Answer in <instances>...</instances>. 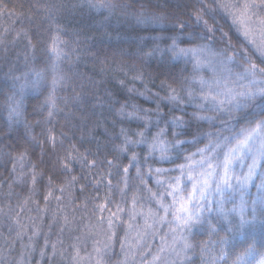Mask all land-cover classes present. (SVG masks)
Wrapping results in <instances>:
<instances>
[{
	"label": "snow or ice",
	"instance_id": "obj_1",
	"mask_svg": "<svg viewBox=\"0 0 264 264\" xmlns=\"http://www.w3.org/2000/svg\"><path fill=\"white\" fill-rule=\"evenodd\" d=\"M88 2L89 7L97 11L112 12L119 7L112 0H88ZM218 6L230 16L239 48L233 44L227 32L221 28L214 29L203 19L199 10H194L189 20L194 16L195 24H203L206 29L203 34L192 30V25L188 21L174 16L176 21L174 28L177 33L169 37L171 44L168 48L161 50L157 47L145 53L151 57L155 53L164 55L167 52L171 61L191 64L192 70L187 76L181 75L179 79L172 77L178 87L162 81L161 87L166 90V96L160 97L158 92L153 94L158 101L166 100L172 106L167 115L162 111L160 103L156 104L153 112L152 109L137 108L135 104H123L119 99L113 100L109 93L107 103L115 109L116 115L122 120L138 122L135 131L123 127L119 131V136L122 137L119 152L128 154L131 161L122 169L123 187L119 188L121 204L111 202L114 210L109 208L108 202L96 204L95 210L98 213L95 217L96 222L92 223L89 220L84 225L87 231L72 237V242L67 248L63 247L64 240L58 237L57 242L50 245L53 257L57 254L64 257L67 253L68 264H109L110 260H115L116 264H186L191 261L192 255L199 247L202 264H264V252L256 248V225L253 223L257 205L260 207L261 215L264 216V0H224ZM60 7L51 3L45 5L44 10L51 16L58 12ZM176 7H187V5L177 4ZM5 15L13 17L18 13L15 6L9 8L5 0H0V16ZM161 19L162 17L154 14L137 15V22L140 24H152ZM4 32L7 33V29H4ZM184 32L188 33L185 42L194 46L180 47L178 41H181ZM216 32L220 33L219 37L216 36ZM19 35L20 33H17L16 38H19ZM24 36L27 38V33H24ZM196 41L206 42L196 43ZM4 43V39L0 37V45ZM28 43L30 47H34L31 40ZM58 43V38H54L50 46L54 57L51 65V91L44 101L49 109V118L53 115L52 110L57 108L56 90L66 83L58 65V61L63 56ZM216 44L223 46L217 48ZM249 52L252 55H249ZM253 55L256 56V60L252 58ZM165 71H168L171 77L170 69H165L163 66L159 69L160 75H164ZM205 73L210 75L206 76ZM11 77L15 82L23 81L18 86L14 84L12 94L7 97L8 119L10 122H19L24 120V93L29 88H38L45 79V74L44 70L33 68L31 71H25L21 76L11 74ZM132 80L141 81L145 91H150L144 83L143 72L138 71ZM118 83L124 85L123 80ZM126 90L138 91L134 87ZM138 95L145 96V93L138 92ZM185 106L195 109L189 120H185V116L188 115ZM129 107L132 108L131 111L126 110ZM175 112L181 114L175 115ZM193 122H205L217 130L206 133L198 131L192 140L181 139V136L191 134L189 129L192 128ZM24 125L26 133H30L31 125L26 121ZM152 128L156 129L154 133L150 131ZM168 136L172 139L169 140ZM31 139L40 143L35 136H31ZM47 140L54 150L57 140L51 129L48 130ZM205 140L207 143H204ZM200 143H203V147L197 146L194 152L185 153V149L181 147ZM60 144L62 145L63 141H60ZM139 147L146 150L142 158L135 151ZM173 150H175V158L171 155ZM73 152H77L74 146L71 151L65 152L62 159L57 157L55 166L60 169L58 176L66 179L61 180L59 185H54L53 177L48 176L49 191L44 196L45 200L52 197L53 188L61 194L56 197L57 200L63 199L66 191L71 196L77 176L69 167L70 163L76 160L81 162L82 167L88 165L87 157L80 154L73 156ZM26 157V151L14 157L21 168V172L17 174V179L21 181L25 175L22 170ZM141 159L145 163L149 159L171 162L175 164V168L148 166L147 171L142 172ZM180 160L183 162H178ZM106 163L112 165L113 161ZM91 165L95 166L96 161H91ZM28 166L32 170L29 176L32 185L30 191L34 193L37 176L44 174L37 171L35 164ZM129 168L135 169L136 177L147 194L142 196L137 189L131 195L130 201L126 197L129 187L127 175ZM12 171L14 173L17 171L15 163ZM153 175L157 185L156 191L148 187L145 178ZM108 184L111 185L110 180ZM7 187L11 190L12 185L9 184ZM252 187L256 189V196L251 201L253 220H249L244 215L246 204L244 195L248 194ZM237 193L241 194L238 220L230 218L236 214L237 209L228 210L225 207L226 203L234 202L233 197ZM11 194L10 191L9 195ZM27 202L25 200L24 204ZM126 203H130V207L127 208L126 216L122 217L121 213L126 211L122 205ZM17 207L19 212L24 211L22 206L17 205ZM8 208L9 212L14 211L10 204ZM106 209L107 219L104 216ZM3 211V208H0V213ZM19 212L11 217L15 229L8 228L9 235L15 231L14 239L20 243L19 259L10 258L14 246L11 241H6L7 254L0 250V264H29L28 257L32 251H35L32 241L39 235V230L33 228L32 234L28 235L27 226L20 222ZM213 214L219 218V227L212 223ZM61 218L64 226L60 228V232L63 233L65 227L75 223V216L70 218L68 214H64ZM55 219L54 216L53 220ZM124 222L127 223V230L119 243V257L110 256L115 249V227L118 223ZM165 226L167 231H161ZM259 229L260 245L264 248V219L259 221ZM194 232H204L210 239L200 245H194L190 239ZM212 236L216 239H211ZM25 237L28 243H24ZM157 237L159 243L153 251L148 241L155 242ZM89 239L91 251L87 246ZM57 244L61 245L59 249ZM48 248L49 243L45 238L44 249ZM44 249L40 250L41 258L45 255ZM106 257L109 260H106Z\"/></svg>",
	"mask_w": 264,
	"mask_h": 264
},
{
	"label": "trees",
	"instance_id": "obj_2",
	"mask_svg": "<svg viewBox=\"0 0 264 264\" xmlns=\"http://www.w3.org/2000/svg\"><path fill=\"white\" fill-rule=\"evenodd\" d=\"M119 7L112 12L97 11L89 7L88 0H5L9 8L15 6L18 15L13 17L0 16V37L5 41L0 45V250L7 254L6 241H11L14 250L10 258L19 259L21 252L20 243L14 239L15 231L11 235L8 228L15 229L13 217L19 212L17 205L24 208L19 212L20 222L26 225L28 235L32 234V227L39 230V235L33 238L32 243L39 248L45 232H48L49 225L52 224L54 233L64 226L62 216L68 214L71 218L75 216L77 227H84L91 220L96 222L95 205L108 202L109 208L114 210L115 204H121L119 188L123 187L121 180L124 176L122 169L129 165L130 157L126 153H120L119 147L122 137L119 136L120 128L135 131L138 122L122 120L116 115L115 109L107 103L109 93L113 100L119 99L123 104H135L137 108L152 109L155 111L157 103L161 104V109L165 115L172 107L166 100L158 101L153 95L159 93L160 97L166 96V90L161 87V82L178 84L172 77L179 79L181 75L187 76L191 73V64L183 61H171L167 52L164 55L155 53L149 57L145 53L154 48L166 50L171 44L169 37L176 35L174 28L176 23L174 16H179L181 20L188 21L192 25V30L203 34L206 29L203 24H195V17L190 14L194 10H199L203 19L208 25L221 28L232 38L233 44L237 48L235 29L229 17L219 8V0H112ZM55 3L60 5V10L51 16L45 12V5ZM187 5V7L177 8L176 5ZM159 5V6H158ZM19 13H23L22 15ZM158 15L162 17L159 22L152 24H140L137 22V15ZM7 29V33L4 32ZM20 33L19 38H16ZM24 33H27L25 38ZM220 33L216 32L219 37ZM188 33L184 32L180 47H192L194 44L185 42ZM54 38H58V47L62 50L63 56L58 61L59 68L65 76L66 83L56 90L57 108L52 110V117H48V107L44 104L45 99L51 91L52 72L51 65L54 57L50 51V46ZM31 40L34 47H30L28 41ZM206 41H196L205 43ZM215 43V41H208ZM216 44L217 48L222 47ZM249 55H252L249 52ZM252 58L256 60V56ZM257 63L259 61L257 60ZM175 65V67H172ZM170 69L160 75L161 67ZM33 68L44 70L45 79L36 89L29 88L24 93V120L12 121L8 119L7 97L12 94L13 85L18 86L23 81H13L11 74L21 76L25 71ZM144 73V83L150 90L145 91L141 81H133L132 77L137 72ZM35 79V77H31ZM123 80L124 85L118 83ZM126 86V87H125ZM135 88L137 92H128L127 88ZM144 92L145 96L138 95ZM151 96V99L145 97ZM188 115L185 120H189L193 107L185 106ZM131 111L132 108L126 109ZM175 112V115H180ZM212 115V113H205ZM170 118V117H169ZM155 119V117H153ZM24 121L31 125L30 133H26ZM218 127V125H217ZM56 136L57 144L53 150L51 143L47 140L48 130ZM217 129L205 122H193L189 129L190 135L181 136V139L192 140L196 133L215 132ZM151 132L156 129L152 128ZM35 136L36 143L31 139ZM169 140L171 136L167 137ZM63 141V144H60ZM204 143H207L205 140ZM75 147L78 154L87 157L88 165L81 166V162L73 160L69 167L73 174L77 176V181L71 190V196L66 191L63 199L57 200L61 194L52 189L53 195L48 200L44 196L49 191L48 176L53 177V184L59 185L61 180L66 177H59L60 169L55 166L57 157L63 158L66 151H71ZM199 145L188 144L181 146L185 153L196 151ZM27 152L24 161L22 181L17 179V174L21 172L19 163L14 159L21 152ZM138 156L145 155L143 147L136 148ZM171 155L175 158V150ZM95 160L96 165L92 166L91 161ZM106 161H113L112 165ZM178 162H183L182 160ZM16 164V173L12 171L13 164ZM29 164H35L37 171L44 175L37 176L35 185L36 191L30 190L32 185L29 181L31 168ZM153 168H175L171 162H160L149 159L146 163L141 159L142 172L147 171V167ZM111 173V175H109ZM129 187L126 193L130 201L133 192L139 189L142 196H146L143 191L144 186L136 177L134 168L128 171ZM148 187L153 191L157 190L155 175L145 177ZM111 181L109 186L108 181ZM259 181H257L258 183ZM12 185L11 190L7 187ZM83 188V191H81ZM11 191V195L9 192ZM256 189L252 187L249 193L244 195L246 204L244 215L247 219L253 220L251 201L255 199ZM29 197H31L29 199ZM241 194L237 193L233 201L226 203L228 210L237 209L236 214L231 219H239V207ZM27 200V204L24 201ZM11 205L13 212H9L8 205ZM147 204V202H146ZM125 212L121 213L124 217L130 203L122 205ZM155 207V205H153ZM56 217L55 221L53 217ZM105 219L108 217V210L104 212ZM83 217V219H81ZM264 219L261 215L260 207L257 205L256 218L253 223L256 225V248L264 252L260 245L259 221ZM212 223L219 227V218L213 214ZM71 225V226H70ZM69 224L70 228L73 226ZM126 222L118 223L115 227L116 239L114 253L119 257L117 251L119 243L122 241L126 230ZM70 229L72 232L76 229ZM51 230H49L50 232ZM167 231V230H166ZM223 235V233L221 234ZM194 245H200L210 239L204 232H194L190 238ZM215 240L216 237L212 236ZM49 241V237L47 239ZM24 243H28L27 237ZM33 254L30 255L32 257ZM36 259V258H35ZM259 259V256L257 257ZM106 260H109V258ZM115 260H110L112 264ZM186 264H202L200 259L199 247L192 255L191 261Z\"/></svg>",
	"mask_w": 264,
	"mask_h": 264
},
{
	"label": "rangeland",
	"instance_id": "obj_3",
	"mask_svg": "<svg viewBox=\"0 0 264 264\" xmlns=\"http://www.w3.org/2000/svg\"><path fill=\"white\" fill-rule=\"evenodd\" d=\"M220 2L223 3L224 0H220ZM228 17H229L230 22L232 23L230 16H228ZM205 75L208 76V75H210V73H205ZM126 224H127V223H126ZM72 225H73V224H72ZM70 226H71V225H70ZM70 226L68 225L67 227H65L63 233L60 232V228L63 227V226H60V228L56 231V233H54V228H53V226H52V224H51V225H49V227H50L49 230H51V231L49 232V230H48V232H45V234H44V236H43L42 246L44 245L45 238L48 239V237H49V241H48V243H49V248H48V249H44V251H45V255H44V257H47V256L51 257L50 262H51V260L54 258V257L51 255L50 245H51L52 243H56L58 237H60L61 239L64 240L63 247H64V248H67L68 245L72 242V237H74V236L77 235V234H83L84 232L87 231V229H85L84 227H77V228H76V226L73 225V226L70 228ZM74 228H76V229L72 232L70 229H74ZM126 230H127V226H126ZM126 230H125V232H126ZM166 230H167V227H166V226H165L163 229H161V231H166ZM123 237H124V236H123ZM122 240H123V239H122ZM148 243H149L150 246L152 247L153 251H155V248L158 246V243H159V238L157 237L155 242L148 241ZM87 246H88V250L91 251V240H90V239H89L88 242H87ZM60 247H61V245L57 244V248L59 249ZM117 253H118V255L120 254V248L118 249ZM111 254H112V253H110V255H111ZM67 255H68V254L65 253V256H64V257H61L59 254H57V256H55V257H57V258L61 261L60 264H68ZM106 258L108 259V257H106ZM50 262H49V264H50ZM112 264H116V262L113 261Z\"/></svg>",
	"mask_w": 264,
	"mask_h": 264
},
{
	"label": "bare ground",
	"instance_id": "obj_4",
	"mask_svg": "<svg viewBox=\"0 0 264 264\" xmlns=\"http://www.w3.org/2000/svg\"><path fill=\"white\" fill-rule=\"evenodd\" d=\"M8 104V102H6Z\"/></svg>",
	"mask_w": 264,
	"mask_h": 264
}]
</instances>
